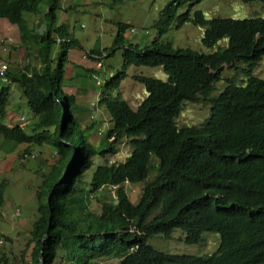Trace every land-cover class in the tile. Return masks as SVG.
<instances>
[{
    "label": "trees",
    "instance_id": "trees-1",
    "mask_svg": "<svg viewBox=\"0 0 264 264\" xmlns=\"http://www.w3.org/2000/svg\"><path fill=\"white\" fill-rule=\"evenodd\" d=\"M202 1L179 0L164 9L153 25L158 37L143 47L127 39L130 25L118 24L109 57L125 48V72L104 75L110 79L99 106L108 111L111 127L96 147L78 125L76 96L63 90L71 51L83 47L60 24V0H0V20L17 28L22 44L34 43L39 53L38 66L8 69L10 84L0 93V138L28 145L30 155L45 146L57 155L43 176L31 260L24 264H42L41 257L43 264L58 259L60 264H264V79L254 75L264 60V18L207 19L196 9ZM187 23L204 29L207 48L214 50L225 39L228 46L204 54L163 41ZM93 53L98 63L106 57L104 50ZM133 66L162 67L168 75L167 81L136 76L148 94L137 110L120 94ZM225 66L246 80H225ZM223 81L228 86L213 97ZM96 82L100 87L101 80ZM11 85L23 89L27 99L32 118L25 126L5 122ZM186 103L211 105V117L199 128H179ZM127 138L134 146L127 160L101 165L87 184L92 194L116 189V200L99 199L101 213L80 211L74 195L83 189L94 158L116 156ZM127 184H144L138 203L132 202ZM5 192L2 182L0 207ZM179 229L189 245L200 244L205 233H218L220 247L201 257L160 252L150 244L156 236L172 238ZM0 264L13 263L3 256Z\"/></svg>",
    "mask_w": 264,
    "mask_h": 264
},
{
    "label": "rangeland",
    "instance_id": "rangeland-1",
    "mask_svg": "<svg viewBox=\"0 0 264 264\" xmlns=\"http://www.w3.org/2000/svg\"><path fill=\"white\" fill-rule=\"evenodd\" d=\"M179 0H125L121 4L109 1L97 0H60L61 10L58 12L60 24L65 25L72 33L73 38L79 40L83 49L71 51L72 65L66 71V80L63 90L67 94L75 95L78 101L76 118L78 125L91 134V142L98 147L106 137L111 123L107 110L99 106L102 87L107 79L104 75L118 76L125 72V48L119 47L110 56L118 35V24L130 25L126 36L134 45L146 46L158 37V31L153 28L160 13ZM192 0H189L191 3ZM190 6V5H188ZM207 19H255L264 18V3H244L243 0H204L196 6ZM188 7L181 13H185ZM34 25L35 18L29 20ZM7 22V21H6ZM204 29L193 23L185 24L179 30H171L163 36V41L173 45L174 49H191L193 51L210 54L219 47H227L225 39L214 49L207 48L203 43ZM13 38L15 44L10 45L5 53H0V63L9 65V70H30L39 64V53L34 43L25 47L22 44L17 28L0 22V41L5 38ZM104 50L106 57L101 59L102 66L95 58L93 51ZM98 67L101 71H97ZM104 65V66H103ZM244 67V65H242ZM100 72L99 77L93 74ZM128 79L121 86L120 94L130 106L137 110L147 92L144 85L138 82L136 76L168 80V75L162 67H130L127 69ZM238 73V74H237ZM254 75L264 79V60L254 71ZM224 79L235 77L236 81L243 83L246 78L236 70L225 66ZM101 80V86H97ZM9 82V81H8ZM8 82L0 79V93ZM228 86L227 81L218 84V89L213 97L220 95ZM10 105L7 125L24 126L31 120L32 114L27 107V99L23 89L17 85H11ZM95 101L94 104L90 101ZM211 105L207 103H186L183 113L178 119L179 128L201 127L211 117ZM28 145H18L14 142L0 138V184L6 183L5 203L0 207V258L6 256L13 264H24L31 259L33 244L32 230L39 217L38 193L41 190L44 174L48 173L57 160V155L49 146L36 148L32 154H27ZM134 151L131 139L127 138L118 148L116 156L108 155L105 158H94V166L86 174L83 189L74 195L82 212L89 211L101 213V202L112 198L116 200V189L101 191L92 194L88 183L92 181L94 174L101 165L111 163H123ZM144 184L126 185V190L134 203H138ZM9 238V241L6 239ZM150 244L158 251L181 256H209L217 252L221 244V235L208 232L203 235V241L198 245H189L186 242V234L182 230H176L172 238L156 236ZM60 259L57 264H60ZM62 262V261H61ZM98 264H119L117 260H103Z\"/></svg>",
    "mask_w": 264,
    "mask_h": 264
},
{
    "label": "built area",
    "instance_id": "built-area-1",
    "mask_svg": "<svg viewBox=\"0 0 264 264\" xmlns=\"http://www.w3.org/2000/svg\"><path fill=\"white\" fill-rule=\"evenodd\" d=\"M15 42L13 38H5L0 41V51L7 52L10 45H12ZM101 66V65H100ZM9 66L6 63H1L0 64V78L4 82H8L9 79L7 77V72H8Z\"/></svg>",
    "mask_w": 264,
    "mask_h": 264
},
{
    "label": "crops",
    "instance_id": "crops-1",
    "mask_svg": "<svg viewBox=\"0 0 264 264\" xmlns=\"http://www.w3.org/2000/svg\"><path fill=\"white\" fill-rule=\"evenodd\" d=\"M1 21H5V25L10 26V24H8V22H6V20H0V22H1ZM105 56H106V55H105ZM111 75H113V73H111L110 76H111ZM105 76H106V75H105ZM0 79H1V78H0ZM94 102H95V101H93V100L90 101L91 104L94 103Z\"/></svg>",
    "mask_w": 264,
    "mask_h": 264
},
{
    "label": "clouds",
    "instance_id": "clouds-1",
    "mask_svg": "<svg viewBox=\"0 0 264 264\" xmlns=\"http://www.w3.org/2000/svg\"><path fill=\"white\" fill-rule=\"evenodd\" d=\"M14 43H15V42H14ZM14 43H13V44H14ZM0 64H1V63H0ZM7 65H8V64H7ZM99 65L102 66V63H99ZM111 77H112V75H111ZM1 80H2V79H1ZM8 84H10V81L8 82Z\"/></svg>",
    "mask_w": 264,
    "mask_h": 264
},
{
    "label": "water",
    "instance_id": "water-1",
    "mask_svg": "<svg viewBox=\"0 0 264 264\" xmlns=\"http://www.w3.org/2000/svg\"><path fill=\"white\" fill-rule=\"evenodd\" d=\"M65 113H66V111L64 112V115H65ZM41 260H42V264H43V259H42V257H41Z\"/></svg>",
    "mask_w": 264,
    "mask_h": 264
}]
</instances>
